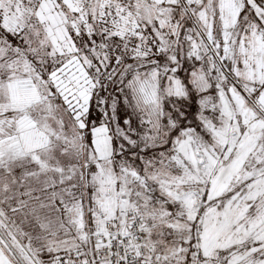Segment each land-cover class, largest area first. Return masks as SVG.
<instances>
[{
  "label": "snow or ice",
  "instance_id": "1",
  "mask_svg": "<svg viewBox=\"0 0 264 264\" xmlns=\"http://www.w3.org/2000/svg\"><path fill=\"white\" fill-rule=\"evenodd\" d=\"M0 264H264V0H0Z\"/></svg>",
  "mask_w": 264,
  "mask_h": 264
}]
</instances>
